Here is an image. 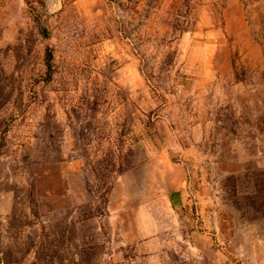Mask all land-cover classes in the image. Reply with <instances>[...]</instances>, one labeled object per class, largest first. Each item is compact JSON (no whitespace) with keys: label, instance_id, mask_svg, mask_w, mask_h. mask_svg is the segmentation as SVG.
Wrapping results in <instances>:
<instances>
[{"label":"rangeland","instance_id":"rangeland-1","mask_svg":"<svg viewBox=\"0 0 264 264\" xmlns=\"http://www.w3.org/2000/svg\"><path fill=\"white\" fill-rule=\"evenodd\" d=\"M0 264H264V0H0Z\"/></svg>","mask_w":264,"mask_h":264},{"label":"trees","instance_id":"trees-1","mask_svg":"<svg viewBox=\"0 0 264 264\" xmlns=\"http://www.w3.org/2000/svg\"><path fill=\"white\" fill-rule=\"evenodd\" d=\"M90 249H91V248H90ZM82 253H83V254H82ZM81 255L84 256V255H85L84 252H81Z\"/></svg>","mask_w":264,"mask_h":264}]
</instances>
